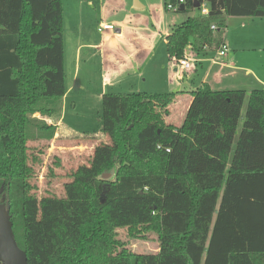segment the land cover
<instances>
[{
  "label": "trees",
  "instance_id": "16d2710c",
  "mask_svg": "<svg viewBox=\"0 0 264 264\" xmlns=\"http://www.w3.org/2000/svg\"><path fill=\"white\" fill-rule=\"evenodd\" d=\"M169 2L177 0H167L165 10ZM197 3L204 2L185 0L182 13ZM205 3L208 17L200 13L173 28L170 58H182L190 45L199 55L205 45L218 48L227 19L264 18V0ZM212 22L221 31L214 33ZM63 35V0H0V204L9 208L28 262L264 264L263 88L197 89L180 127L164 119L177 93L123 97L110 143L70 174L75 197L62 204L52 252L45 261L33 254L32 179L56 136L67 92ZM30 144L42 148L38 155ZM120 229L131 238L155 235L159 251L132 252Z\"/></svg>",
  "mask_w": 264,
  "mask_h": 264
},
{
  "label": "crops",
  "instance_id": "0c3cea01",
  "mask_svg": "<svg viewBox=\"0 0 264 264\" xmlns=\"http://www.w3.org/2000/svg\"><path fill=\"white\" fill-rule=\"evenodd\" d=\"M76 1L84 4L87 0H67V8L73 10L68 16L75 17V21L70 17L69 30L65 29L66 11L63 3L65 66L69 48L74 70L69 78L66 74L67 92L62 101V117L57 123L55 140L63 134L71 138L91 137L94 144L85 149L90 148L93 156L99 145L110 143L113 118L124 111L123 97L142 92L146 85L152 88L147 93L178 94L168 109L169 115L164 118L167 123L173 115L180 116L179 124L167 123L176 127L183 124L193 102L191 93L197 89L209 86L215 91L244 90L250 94L255 89L264 88V68L255 71L247 58H244L246 44L264 46V18L227 19L225 27L223 25L227 29L221 32V44L225 43L228 48L226 57L219 58L215 63L212 61L220 44L218 48L213 47L210 52L200 54L195 71L181 75L174 59L167 53V38L177 26L175 18L167 20V10L150 5L148 0H134L130 4L126 0H97L99 10L94 17L91 16L90 27L87 29L83 20L85 11L82 13L74 9ZM88 5L91 6L90 2ZM106 24H113L115 31H99ZM253 30L259 33L262 31L259 38L253 36ZM66 34L69 39H66ZM82 61L85 71H88L87 78H91L89 70L97 67L102 88L99 95L101 116L97 115L98 122L91 131H82L66 122L69 107L77 109L74 93L89 87L79 82ZM147 71L150 73L149 78H146ZM156 86L161 88L159 92L153 90ZM49 148L51 153L55 147L52 145ZM79 148L81 146H76L73 150Z\"/></svg>",
  "mask_w": 264,
  "mask_h": 264
},
{
  "label": "rangeland",
  "instance_id": "374dc122",
  "mask_svg": "<svg viewBox=\"0 0 264 264\" xmlns=\"http://www.w3.org/2000/svg\"><path fill=\"white\" fill-rule=\"evenodd\" d=\"M126 1L130 4L134 0ZM89 2L91 4L90 7L88 5ZM148 2L150 5L164 10L167 0H148ZM63 3L66 11L65 29L69 30L70 17H73V21H75V17L68 16L69 12L73 10L72 8H67V0H64ZM74 9L75 11H80L82 13L85 11L83 20L87 24L85 27L89 29L88 27H90L91 16L94 17V15L97 14L99 3L97 0H87L84 4L80 1H76ZM95 9H97L96 12H94ZM87 10H91L89 11L90 13H86ZM86 14H88V17ZM166 16L168 21L175 18L177 26H179L188 18L199 17L200 12L196 8L190 10L188 13H175L174 11H168ZM225 29L227 28H224V32ZM251 33L255 34L253 35L255 38H259L262 31L259 33L258 30L256 32L253 30ZM66 39H69L68 34H66ZM242 44H244V42ZM244 54H246L244 55V58H247V61L252 65L251 67L255 71H261V68H264V46H260L257 43L256 46H253V44L248 43L245 45ZM71 56L70 49L67 48L65 66L67 78L70 77L74 70V66L71 65ZM96 64L95 61V65ZM89 71L91 78H87L88 71H85L84 61H82L79 82L81 84L86 83L89 87H85V91L78 90L74 93V97L76 98L75 101L78 104L76 107L77 109H70L69 107L66 118V122L69 125L82 131H91V129H94L98 122L97 115L101 116L102 110L100 108L101 100L99 98L102 88L98 78L97 67H94ZM149 76L150 73L147 71L146 78H149ZM160 89L159 86L153 88L156 92H159ZM151 90L152 88L146 85L145 89L139 93H147V91L151 92ZM123 93H127V91H124ZM247 103L248 100L245 102L243 115L246 111ZM180 119V116L176 117V115H173L172 119H168V122L176 125L179 124ZM92 141H94L93 138L86 136L71 138V136H66L64 134L60 135L57 140L54 139L50 142L49 147L53 145L55 147L54 151L50 153V148L46 149L41 156L43 160L42 164L40 166L37 165L35 168L32 182L38 189L35 193L36 199L28 206L30 228L29 242L33 254L38 255L43 261H45L48 255L52 252L51 240L54 235V228L65 217L62 204L64 201L72 200L75 197L71 189L70 174L82 165H89L92 159V152L90 148H85L88 145L94 144ZM30 145L31 147L36 148L32 151L37 155L39 154V150H42V148L36 147V144ZM76 146H81V148L74 151L73 148ZM50 171L54 172V176H51ZM119 237L122 241L126 242L127 248L136 254H156L159 251L158 238L155 235L149 234L144 238H131L127 229H120Z\"/></svg>",
  "mask_w": 264,
  "mask_h": 264
},
{
  "label": "built area",
  "instance_id": "2783aa9c",
  "mask_svg": "<svg viewBox=\"0 0 264 264\" xmlns=\"http://www.w3.org/2000/svg\"><path fill=\"white\" fill-rule=\"evenodd\" d=\"M204 3H197L199 4L200 13L202 16L208 17L210 15V9L208 5L205 3L206 0H202ZM185 3V0H177L176 3H168L167 4V11H174L175 13L179 12L180 6ZM225 27V25H224ZM224 27L222 28L224 32ZM211 30L216 33L218 31H221V27L217 24L212 22L210 25ZM115 31V26L113 24H106L105 26H102L99 31ZM212 48H210L208 45L203 46V52H210ZM228 52V48L225 45V43L221 44L220 48L218 49V52L216 54V57L212 58V61L215 63L219 58L226 57ZM200 55L193 49V47L190 45L187 48V51L185 52L184 56L180 59L172 58L174 59V63L177 66V70L181 75L189 74L197 68V63L199 62ZM158 149H161V146H158ZM168 153L170 152V149L166 150Z\"/></svg>",
  "mask_w": 264,
  "mask_h": 264
},
{
  "label": "water",
  "instance_id": "95a60500",
  "mask_svg": "<svg viewBox=\"0 0 264 264\" xmlns=\"http://www.w3.org/2000/svg\"><path fill=\"white\" fill-rule=\"evenodd\" d=\"M199 4L195 8H199ZM185 9L184 4L180 6V11ZM112 174L106 176L111 177ZM0 264H30L27 254L22 251L15 240L13 223L9 214L7 204H0Z\"/></svg>",
  "mask_w": 264,
  "mask_h": 264
}]
</instances>
